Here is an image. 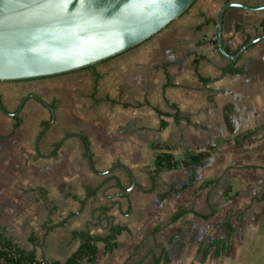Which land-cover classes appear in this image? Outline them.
<instances>
[{
    "label": "crops",
    "instance_id": "1",
    "mask_svg": "<svg viewBox=\"0 0 264 264\" xmlns=\"http://www.w3.org/2000/svg\"><path fill=\"white\" fill-rule=\"evenodd\" d=\"M227 3L264 0H195L150 38L90 67L0 81V238L64 262L79 245L73 232L106 237L118 227L112 249L95 243L92 264H264V39L225 59L216 21ZM262 21L264 10L227 8L224 51L261 35ZM244 131L252 134L226 142ZM153 145L178 160L212 152L154 176ZM178 209L186 213L171 221ZM215 239L227 249L204 250Z\"/></svg>",
    "mask_w": 264,
    "mask_h": 264
},
{
    "label": "water",
    "instance_id": "2",
    "mask_svg": "<svg viewBox=\"0 0 264 264\" xmlns=\"http://www.w3.org/2000/svg\"><path fill=\"white\" fill-rule=\"evenodd\" d=\"M195 0H0V81H23L90 67L150 38ZM264 10L227 3L216 21V48L228 61L264 39V33L234 54L224 51L221 27L227 8ZM43 105L52 112L49 105ZM0 110L5 113L0 103Z\"/></svg>",
    "mask_w": 264,
    "mask_h": 264
},
{
    "label": "trees",
    "instance_id": "3",
    "mask_svg": "<svg viewBox=\"0 0 264 264\" xmlns=\"http://www.w3.org/2000/svg\"><path fill=\"white\" fill-rule=\"evenodd\" d=\"M261 33H264V21L260 23ZM215 42V39L214 41ZM225 50V49H224ZM230 72L232 73H238L239 70L232 69ZM163 126V124H162ZM252 134V131H244L242 133H239L235 135L231 140H227L226 142H232L234 144L246 139L249 135ZM152 150L155 151L154 155V161H153V169L150 171L152 175H157L160 172L167 171V170H173L180 167H186V166H194L199 161L206 159L210 153L212 152V149H208L206 151L201 152H189L185 156L183 160H178L173 157V155L167 151H159L163 147H160L159 145H153ZM211 181H207L206 183H202L199 188L205 187L207 184H210ZM187 185L182 186L180 190H183L186 188ZM261 200H264V190L260 196ZM186 213L185 210L178 209L176 210L170 217L171 221H176L181 216H183ZM212 214V213H211ZM211 214L208 215H199L200 218L207 219L211 216ZM263 220H264V209H263ZM224 227L227 231V238L231 235L233 232L232 226L229 224V222L226 220L224 222ZM122 229L118 227H114L111 229L110 234L106 237H97L92 236L89 231L87 230H81V231H75L72 233L73 238H77L79 241V245L77 249L64 261H48L45 259H36L32 254L25 253L18 248L11 245L8 241L0 238V261L6 259V253L9 250H14L19 253L22 264H82L83 262H86L88 264H92L96 258V242H102L104 244L105 249H112L115 246L114 239L115 237L120 233ZM220 246H223L227 249V240L224 241L222 239H215L213 241H210L206 243L204 250H206L209 247L215 248V253H218V249H220ZM1 264V263H0ZM152 264H157V261L154 260Z\"/></svg>",
    "mask_w": 264,
    "mask_h": 264
},
{
    "label": "built area",
    "instance_id": "4",
    "mask_svg": "<svg viewBox=\"0 0 264 264\" xmlns=\"http://www.w3.org/2000/svg\"><path fill=\"white\" fill-rule=\"evenodd\" d=\"M21 261L22 260H21L18 252L14 251V250H9L6 253V259L1 260L0 263L1 264H22Z\"/></svg>",
    "mask_w": 264,
    "mask_h": 264
},
{
    "label": "rangeland",
    "instance_id": "5",
    "mask_svg": "<svg viewBox=\"0 0 264 264\" xmlns=\"http://www.w3.org/2000/svg\"><path fill=\"white\" fill-rule=\"evenodd\" d=\"M225 150H224V154H226L227 155V157H231V155L233 156V154L235 153V149L234 148H232V147H230V148H228V147H226V148H224Z\"/></svg>",
    "mask_w": 264,
    "mask_h": 264
}]
</instances>
